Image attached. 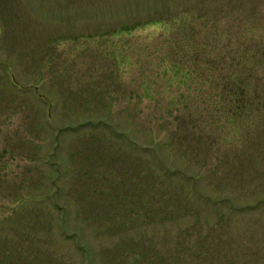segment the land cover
<instances>
[{
	"label": "rangeland",
	"instance_id": "rangeland-1",
	"mask_svg": "<svg viewBox=\"0 0 264 264\" xmlns=\"http://www.w3.org/2000/svg\"><path fill=\"white\" fill-rule=\"evenodd\" d=\"M182 15L264 59V0H0V264H264V115L182 102Z\"/></svg>",
	"mask_w": 264,
	"mask_h": 264
},
{
	"label": "trees",
	"instance_id": "trees-1",
	"mask_svg": "<svg viewBox=\"0 0 264 264\" xmlns=\"http://www.w3.org/2000/svg\"><path fill=\"white\" fill-rule=\"evenodd\" d=\"M188 20L182 15L176 21L178 29L167 39L171 69L188 89L182 102H203L207 116L230 129L254 123L264 115V92H258L256 74L264 69V59H255L249 45L239 53V44L230 35L220 43L219 21L208 25L200 19L197 26Z\"/></svg>",
	"mask_w": 264,
	"mask_h": 264
}]
</instances>
